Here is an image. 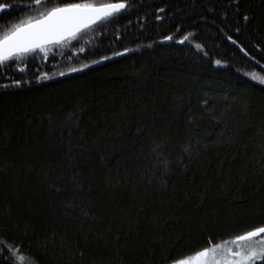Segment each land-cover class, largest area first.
Wrapping results in <instances>:
<instances>
[{"label": "trees", "instance_id": "1", "mask_svg": "<svg viewBox=\"0 0 264 264\" xmlns=\"http://www.w3.org/2000/svg\"><path fill=\"white\" fill-rule=\"evenodd\" d=\"M77 2L0 0V33ZM127 4L0 66V264H172L264 225V0Z\"/></svg>", "mask_w": 264, "mask_h": 264}, {"label": "snow or ice", "instance_id": "2", "mask_svg": "<svg viewBox=\"0 0 264 264\" xmlns=\"http://www.w3.org/2000/svg\"><path fill=\"white\" fill-rule=\"evenodd\" d=\"M47 2L49 0H32V3L37 6H44ZM10 7L12 5L8 3H0V11ZM127 7V0L115 3H95L93 0H81L77 3H62L45 8L35 17H29L27 21L14 24L0 33V66L13 58L21 59L37 49L47 55L48 45L76 39L82 31L90 29L98 22L108 21L116 14L126 10ZM243 18L244 20L248 19L247 16ZM190 35L184 36L180 42L187 41ZM164 39L171 40L172 37L166 36ZM228 39L232 43H236L231 36ZM195 47L200 49L201 45L197 44ZM241 51H245V49L241 48ZM115 54L120 55V53ZM245 54L247 55L246 51ZM215 63L220 65L221 61L216 60ZM77 70L70 69V71ZM252 78L257 79L255 75ZM259 80L264 83V77H260ZM15 83L19 85L21 82L17 80ZM228 244L229 242L225 241L223 245L216 244L212 247H205L201 251H197L195 257L175 259L172 264H256V261H264V225L236 235L231 241L234 248L227 246ZM14 255L17 256L19 264H27L25 255L20 254L19 251ZM32 264L35 262L33 261Z\"/></svg>", "mask_w": 264, "mask_h": 264}, {"label": "rangeland", "instance_id": "3", "mask_svg": "<svg viewBox=\"0 0 264 264\" xmlns=\"http://www.w3.org/2000/svg\"><path fill=\"white\" fill-rule=\"evenodd\" d=\"M225 242V241H224ZM229 242V244L227 245V246H229V247H235L233 244H231V241H228ZM224 243H221V245H223ZM193 257H195V255H193L192 257H189V258H193ZM257 262V261H256Z\"/></svg>", "mask_w": 264, "mask_h": 264}, {"label": "water", "instance_id": "4", "mask_svg": "<svg viewBox=\"0 0 264 264\" xmlns=\"http://www.w3.org/2000/svg\"><path fill=\"white\" fill-rule=\"evenodd\" d=\"M95 25V24H94ZM93 26V25H92ZM170 42V40H166V39H163V40H161L159 43L161 44V43H169ZM180 43V42H179ZM53 45V44H52ZM48 46H50V45H48Z\"/></svg>", "mask_w": 264, "mask_h": 264}, {"label": "flooded vegetation", "instance_id": "5", "mask_svg": "<svg viewBox=\"0 0 264 264\" xmlns=\"http://www.w3.org/2000/svg\"><path fill=\"white\" fill-rule=\"evenodd\" d=\"M0 13H1V11H0Z\"/></svg>", "mask_w": 264, "mask_h": 264}]
</instances>
